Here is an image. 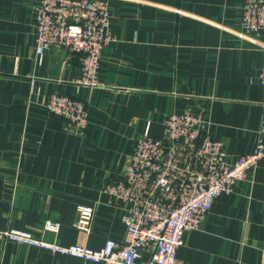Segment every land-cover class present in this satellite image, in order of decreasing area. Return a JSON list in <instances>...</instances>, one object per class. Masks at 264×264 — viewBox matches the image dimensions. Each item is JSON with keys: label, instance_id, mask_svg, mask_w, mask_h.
Returning a JSON list of instances; mask_svg holds the SVG:
<instances>
[{"label": "crops", "instance_id": "0c3cea01", "mask_svg": "<svg viewBox=\"0 0 264 264\" xmlns=\"http://www.w3.org/2000/svg\"><path fill=\"white\" fill-rule=\"evenodd\" d=\"M37 1L0 0V230L92 249L122 240L125 209L104 185L122 174L135 140L161 136L171 114L202 112L230 161L264 139V33L244 30L245 0H106L113 41L94 88L77 84V55L58 46L35 55ZM53 93L84 103V130L47 112ZM80 205L93 208L87 232L73 227ZM177 255L182 264H264V158L184 233ZM0 264L92 263L0 241Z\"/></svg>", "mask_w": 264, "mask_h": 264}, {"label": "built area", "instance_id": "2783aa9c", "mask_svg": "<svg viewBox=\"0 0 264 264\" xmlns=\"http://www.w3.org/2000/svg\"><path fill=\"white\" fill-rule=\"evenodd\" d=\"M36 56L63 47L80 60L77 84L100 87V53L110 40L106 0H38L35 5ZM241 23L255 35L264 33V0H245ZM258 82L264 87V62ZM34 85V82H31ZM47 112L64 119L72 129L87 126L84 103L53 94ZM203 113L185 110L171 114L159 137L144 131L134 142L122 174L104 185L114 205L124 207L122 240L107 239L98 249L58 245L36 238L32 232L0 230V241L61 254L92 264H182L177 252L187 231L199 229L215 199L228 194L247 171L264 158V139L255 149L230 161L223 143L205 131ZM260 132L264 136V120ZM73 227L87 232L93 208L80 205ZM58 223L46 221L44 230L57 232ZM148 255L139 261L140 255Z\"/></svg>", "mask_w": 264, "mask_h": 264}, {"label": "rangeland", "instance_id": "374dc122", "mask_svg": "<svg viewBox=\"0 0 264 264\" xmlns=\"http://www.w3.org/2000/svg\"><path fill=\"white\" fill-rule=\"evenodd\" d=\"M252 34V33H251ZM255 35V34H254ZM110 36V40H109V42L104 46V47H106L110 42H112L113 41V37H112V35L110 34L109 35ZM59 47V46H58ZM61 48H63V47H61ZM51 49V48H50ZM104 49V48H103ZM102 49V50H103ZM102 50H101V53H100V59H101V54H102ZM100 68V67H99ZM99 71V70H98ZM97 78H98V74H97ZM99 81V80H98ZM86 87H89V86H86ZM91 88H94V87H91ZM53 94H56V95H64V94H58V93H53ZM53 94H51V95H53ZM50 95V96H51ZM65 96H67V95H65ZM67 97H69V96H67ZM69 98H71V97H69ZM73 99V98H72ZM49 113V112H48ZM49 114H51V113H49ZM52 115V114H51ZM54 116V115H53ZM87 119H88V113H87ZM88 123V122H87ZM86 128V127H85ZM84 130V129H83Z\"/></svg>", "mask_w": 264, "mask_h": 264}]
</instances>
